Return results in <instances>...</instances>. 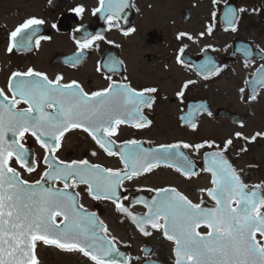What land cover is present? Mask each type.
I'll return each instance as SVG.
<instances>
[{
  "label": "snow or ice",
  "instance_id": "obj_1",
  "mask_svg": "<svg viewBox=\"0 0 264 264\" xmlns=\"http://www.w3.org/2000/svg\"><path fill=\"white\" fill-rule=\"evenodd\" d=\"M218 3L219 0H213V4ZM131 6L130 0H100L96 12L103 9L109 25L115 27L114 21ZM75 11L80 14L84 9ZM244 11L226 6L224 30L236 32L238 14ZM212 16L215 20V11ZM42 24L43 20L34 17L19 24L9 34L7 52L31 50L36 28ZM134 31L130 28L123 34L127 36ZM212 33L213 25H209L207 35ZM184 37L193 39L185 32L177 35L178 40ZM42 39L48 37L36 38V48ZM103 39L102 35L87 37L78 42V46L83 50ZM238 51L246 58L255 55L250 47ZM183 53L181 47L176 57L181 65L185 63ZM260 58L264 59V50ZM80 60L77 55L70 62L75 66ZM120 64L122 62L109 57L106 71L115 74L120 71ZM245 66H248L247 60ZM197 71L208 80L218 76L223 68L208 57ZM63 79L60 75L49 79L45 73L29 68L11 74L7 92L0 88V264H40L37 253L40 245L67 254H80L91 264H132V257L119 250L118 242L110 235L104 221L79 202V193L74 189L81 185L86 186L93 200L115 205L143 236H152L149 229L160 232L173 244L174 264H264V184L245 183L229 161L225 154L233 145V139L225 140L223 146L205 141L146 148L135 139L117 144L113 137L119 135L122 125L138 130L152 125L144 110L152 109L156 97L149 94L157 93V88L138 91L128 82H117L106 76L110 81L108 86L89 93L76 81L62 83ZM192 83L191 80L185 82L177 97L183 99ZM245 83L251 87L247 99L255 101L258 88H264V64L256 69L253 79ZM240 92L244 94L245 89L241 88ZM22 104L26 107H19ZM205 111L212 115L203 104L194 106L181 121L195 131L198 127L195 117ZM77 129L87 133L108 156L119 157L123 169L106 168L87 159L70 163L58 159L56 153L66 133ZM27 135L34 137L45 152L43 163L47 170L34 183L24 179L21 171L13 166L15 163L29 174L36 171L37 161L31 158V150L24 142ZM261 135L264 134L256 133L249 138L242 132L235 133L237 139L246 142H254ZM205 148L214 150L203 153V168L197 171L183 150L194 149L199 153ZM162 166L188 180L199 176L201 171L209 173L213 187L200 191L206 192L215 207L204 206L203 199L194 203L175 187H160L149 189L155 192L150 200L135 201L147 209L143 215H135L121 202L125 197L120 189L125 181L153 173ZM56 183H62L63 187H55ZM48 184L53 186H46ZM202 227L207 231L202 232ZM144 251L147 255L148 250ZM144 264L157 262L146 259Z\"/></svg>",
  "mask_w": 264,
  "mask_h": 264
},
{
  "label": "flooded vegetation",
  "instance_id": "obj_2",
  "mask_svg": "<svg viewBox=\"0 0 264 264\" xmlns=\"http://www.w3.org/2000/svg\"><path fill=\"white\" fill-rule=\"evenodd\" d=\"M242 1L221 0L217 5L214 4L216 19L213 20L212 14L208 15V20L201 22L198 19L201 29L195 32L189 30L193 39L188 40L184 37L178 40L179 31H176L171 39L170 36L154 28L160 24V17L158 22L152 20L153 27L142 30L140 23L145 20V8L153 9L151 8L153 4L147 1L143 7L139 0H130L132 6L121 13V17L114 21L117 26L113 27L105 18L103 9L96 12V9L100 8V0H0V88L7 92L11 74L15 71H27L29 68L45 73L49 79H55L58 75L63 76L62 83L76 81L89 93L106 88L110 83L106 76H111L112 80L117 82H128L138 91L155 87L157 93L149 95H154L156 102L152 109L144 110L152 125L139 130L122 125L119 135L113 137L117 144L135 139L142 142L146 148H154L160 144L178 142L197 144L205 141L223 146L225 140L229 138L220 139L218 136L206 133L207 130H202L206 128V120L223 121L230 127H239L248 118L240 111L241 108L253 101L246 98L228 102L210 93L208 89L210 83L225 81L226 77L234 73L235 66L239 65L246 76L244 94L248 92L249 95L250 86L245 82L250 80L261 64H264V59L260 58V53L264 50V36H261L263 33L260 32L264 26L263 7L260 6L261 3L256 2L257 0H248L247 6L243 5ZM227 5L235 6L237 11L241 8L246 10L238 14L236 32L224 30L227 25L224 19L222 20V11ZM77 8H83L84 11L77 14L75 11ZM184 9L181 10V19L183 23L188 24L194 18V9L188 8L186 21L183 17ZM32 17L43 20L44 24L36 28L31 50L14 49L13 53H8L10 32ZM174 23L175 21L170 20L168 26ZM209 25H213L211 36L207 35ZM130 28H134L135 31L125 36L123 33ZM252 31L258 36L254 37ZM201 33L205 34L201 36ZM220 33L224 34L223 39L220 38ZM96 35H102L104 39L94 41L89 48L83 50L79 48L78 42ZM139 36L141 39H137ZM39 37H48V39H42L39 48H36L34 42ZM181 47L184 48L183 65L176 60ZM244 47H250L255 55L246 58L238 51ZM77 55L81 60L73 66L70 61ZM109 57L122 62L119 66L120 71L115 74L106 71L105 64ZM208 57L213 58L223 71L218 76L204 80L197 68ZM124 77H127L126 81ZM189 80L194 83L189 85L183 99L177 97V92ZM262 90L264 88H258L259 93ZM213 96L217 99H213ZM201 104L210 110L212 115L209 116L207 111L197 114L195 121L198 127L193 131L181 121V117L186 115L190 108ZM19 107L23 108L26 105L22 104ZM235 116L242 118L241 122L234 123L232 118ZM230 138L233 139V145L225 155L236 168V159L231 151L234 150L235 141L240 139L235 136ZM24 142L31 150V158L37 161L36 171L29 174L19 169L15 163L13 166L21 171L24 179L34 183L47 170L43 163L45 152L30 135L25 137ZM213 150L214 148H205L199 153L194 149L183 151L192 159L196 170L200 171L203 168V153ZM93 152L96 153L95 156L92 155ZM56 155L58 159L69 163L73 160L87 159L92 164H100L106 168L123 169L119 157L108 156L87 133L78 129L66 133ZM54 186L62 188L63 184L56 183ZM160 187H175L194 203H199L203 199L204 206L210 208L215 206L206 192L200 191L213 187L209 173L201 171L199 176L188 180L173 169L163 166L153 173L125 181L120 189L122 197H125L121 202L135 215H143L147 209L143 204L135 201L150 200L155 192L149 189ZM74 192L79 193V202L89 212H95L104 221L110 235L118 242L119 250L132 257V264H144L146 259L156 261L157 264H174L173 244L164 239L160 232L149 229L153 234L145 237L137 230L131 219L118 212L111 202L93 200L88 195L86 186L81 185L74 189ZM200 230L207 231L203 227ZM145 249L148 250L147 255ZM37 253L40 264H91V261L80 254H67L48 246L40 245Z\"/></svg>",
  "mask_w": 264,
  "mask_h": 264
},
{
  "label": "rangeland",
  "instance_id": "obj_3",
  "mask_svg": "<svg viewBox=\"0 0 264 264\" xmlns=\"http://www.w3.org/2000/svg\"><path fill=\"white\" fill-rule=\"evenodd\" d=\"M146 1L153 4L151 7L153 9L145 8V20L140 23L142 30L153 27L152 20L155 19L158 22V17H160V24L154 28L160 30L162 34L170 36L171 39H173L176 31L189 34V30L192 32L200 30L201 24H199L198 19L201 22L208 20V15L214 12L217 5L213 4V0H139V3L144 7ZM256 2L261 3L260 6L263 7L262 14L264 15V0H257ZM242 3L245 6L249 4L248 0H243ZM189 7L194 9V18L185 24L181 19V10ZM170 20L175 21L174 25L168 26ZM174 26L175 28H172ZM260 32L263 33L261 36H264V26ZM253 33L254 31H252L254 37L258 36ZM219 36L221 39L225 37L223 33H220ZM137 39H141V36ZM245 78L242 67L237 65L230 77H226L225 81L211 82L208 89L210 93H214L228 102L237 99L244 100L247 98L248 92L242 94L240 89L244 88ZM213 99H217L216 96H213ZM240 111L248 116L243 127H230L226 122L210 119L206 120V128L202 130H207L206 133L211 136H218L220 139L233 137L236 132H242L249 138L256 133L264 134V90L258 94L255 101L243 106ZM242 148H246L247 151L242 152ZM231 153L236 159V169H238L243 180L250 184H264V135L258 136L254 142H246L242 139L235 141L234 150Z\"/></svg>",
  "mask_w": 264,
  "mask_h": 264
},
{
  "label": "water",
  "instance_id": "obj_4",
  "mask_svg": "<svg viewBox=\"0 0 264 264\" xmlns=\"http://www.w3.org/2000/svg\"><path fill=\"white\" fill-rule=\"evenodd\" d=\"M188 14H189V11L188 10H184V18H185V20H187ZM252 79H253V77H252ZM250 90H251V87H250ZM241 120H242V118L237 117V116H235L234 118H232V121L234 123H239V122H241ZM250 186H254V185H250Z\"/></svg>",
  "mask_w": 264,
  "mask_h": 264
}]
</instances>
